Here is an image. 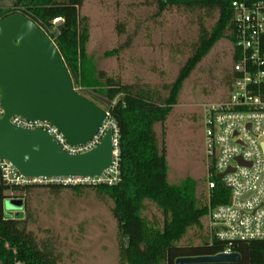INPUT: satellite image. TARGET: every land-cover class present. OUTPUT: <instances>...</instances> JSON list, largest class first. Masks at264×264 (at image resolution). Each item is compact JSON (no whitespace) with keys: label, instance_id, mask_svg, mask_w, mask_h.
<instances>
[{"label":"trees","instance_id":"1","mask_svg":"<svg viewBox=\"0 0 264 264\" xmlns=\"http://www.w3.org/2000/svg\"><path fill=\"white\" fill-rule=\"evenodd\" d=\"M1 1L0 20L21 14L50 38L75 90L90 92L110 102L105 111L117 135L118 177L110 186L104 183L7 186L0 174V264L59 263L52 245L39 244L26 229L24 216H6V193H24L34 187H45L53 194L63 189L77 194L89 189L98 198L110 200L117 228L118 264H174L177 258L221 253L224 249L221 243L208 233L201 234V220L207 216L208 202L206 196L202 199L197 196L196 182L185 179L177 185L169 184L165 149L156 127L164 125L176 105L182 83L211 48L222 39L231 43V3L236 0H146L155 4L159 12L183 9L218 15L210 31L200 23L198 44L170 86L167 97L150 86L125 85L119 78L106 77L94 69L86 54L87 20L79 15L84 0H12L8 7ZM222 82L226 86L228 73ZM219 193L227 194L218 185L212 192L211 207L219 203L216 201ZM147 204L160 212L161 225L143 215ZM194 229L198 232V244L190 242L182 246L180 242ZM231 249L241 256L240 264H264V241L236 243Z\"/></svg>","mask_w":264,"mask_h":264},{"label":"rangeland","instance_id":"2","mask_svg":"<svg viewBox=\"0 0 264 264\" xmlns=\"http://www.w3.org/2000/svg\"><path fill=\"white\" fill-rule=\"evenodd\" d=\"M12 0H2L4 7ZM79 15L87 20L86 54L97 72L119 78L122 84L150 86L163 97L192 56L199 38L200 23L210 31L217 14L169 9L159 12L146 0H84ZM230 44L218 41L182 83L172 108L156 134L162 140L169 184L185 179L197 184V196H206L203 129L200 106L225 96L222 82L230 67ZM96 105L83 91L76 90ZM45 185V184H38ZM20 200L21 211L5 208L6 216L23 217L26 229L39 244L48 242L58 264H118L116 222L112 202L89 189L79 194L63 189L53 194L45 187L28 192H7ZM143 215L161 225L160 212L147 204ZM201 234L207 233V216L201 220ZM196 229L187 233L182 246L198 244Z\"/></svg>","mask_w":264,"mask_h":264},{"label":"built area","instance_id":"3","mask_svg":"<svg viewBox=\"0 0 264 264\" xmlns=\"http://www.w3.org/2000/svg\"><path fill=\"white\" fill-rule=\"evenodd\" d=\"M230 67L225 96L200 106L208 202L207 233L231 254L236 243L264 241V0L233 1ZM3 112L0 108V117ZM10 122L26 129L49 133L69 154L95 147L107 128L115 139L112 167L100 178L36 179L21 177L7 162H0L2 182L7 186L38 184L113 185L117 182V135L107 114L99 134L87 145L70 147L48 123L28 122L19 117ZM221 176V178H217ZM223 193L210 206L213 190Z\"/></svg>","mask_w":264,"mask_h":264},{"label":"water","instance_id":"4","mask_svg":"<svg viewBox=\"0 0 264 264\" xmlns=\"http://www.w3.org/2000/svg\"><path fill=\"white\" fill-rule=\"evenodd\" d=\"M57 23H60L58 20ZM89 98L72 85L68 70L53 42L21 14L0 20V162H7L28 180L100 178L114 161L115 139L107 128L99 143L80 153L64 152L41 129L13 125L10 118L50 124L70 147L90 143L107 120L110 102L90 92ZM217 178H221L218 176ZM6 209L21 211L20 200L8 199ZM8 217L12 213L7 214ZM237 253L177 258L174 264H240Z\"/></svg>","mask_w":264,"mask_h":264}]
</instances>
